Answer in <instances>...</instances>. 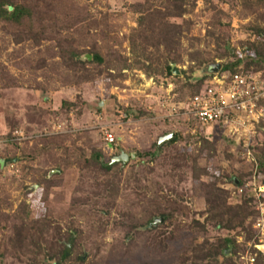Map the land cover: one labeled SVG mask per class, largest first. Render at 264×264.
I'll list each match as a JSON object with an SVG mask.
<instances>
[{"label":"rangeland","instance_id":"rangeland-1","mask_svg":"<svg viewBox=\"0 0 264 264\" xmlns=\"http://www.w3.org/2000/svg\"><path fill=\"white\" fill-rule=\"evenodd\" d=\"M144 1L55 0L58 4H66L68 9L70 5L73 8L77 6L79 12L68 10L71 16L76 15L80 18L94 15L97 20L106 24L105 38L102 39L100 33L84 41L85 46L88 47L99 38V42L113 46L124 56L129 55L130 30L136 27L138 11L145 5ZM240 1L196 0L193 12L185 15L192 23L190 32L182 39L184 49L182 58L185 62L175 66L179 73L181 68L187 67L185 48L190 50L191 43L199 46L206 44L214 48L211 39L206 35L214 20H220V32L226 34L231 47H236L238 51L239 41L253 38V35L244 28L248 19L240 16ZM260 10H264V7ZM176 20L180 21L179 18ZM9 39L8 44L3 45L6 48L0 52V190H3L0 193L8 200H15L13 209H16L24 197L23 188L18 180L22 178V174L25 175L22 170L27 169L24 184L34 187V191L27 194L30 218L43 215L47 207L48 210L55 207L54 213L57 216L69 219L70 211L66 204L52 206L49 203L48 206L40 200L41 186L31 183L33 180L31 176L43 175L44 171L48 170L50 177L58 172V175L51 179L55 181V185L59 183L60 185L53 186L52 189L62 190L68 195L74 188L80 187V180L89 181L91 175L83 169L80 153L88 156L91 147L102 150L103 160L107 164L119 151L135 153L123 169L118 171L115 166L112 172L117 171L114 176H119L121 180L120 192L113 199L118 205H123L126 201L127 206L130 202H136L133 193L129 192L131 189L122 190L124 183L134 178H143L141 184L147 183L150 186V193L160 187L163 189L162 193L167 194L164 189L166 186L177 187L181 197L185 198L186 204L190 203L194 213L204 208L201 187L203 181H215L218 187L224 186L232 195L237 187L224 178L225 174L235 175L251 171L253 175L246 177L243 185L248 186L243 190L253 191L255 185L252 182L260 184L264 189V174L258 177L253 173L258 165L259 148L264 144V127L260 123L252 135L253 139L247 141V145L242 139L241 141L240 138L235 139L230 135L228 127L220 124L199 125L187 113V103L193 95L185 90H175L174 82L166 74L148 77L140 69L127 68L121 70L124 77L119 83L112 81L111 84L103 76L92 81L75 83L74 77L60 76L55 73L54 68H50L51 65L44 63L42 58L58 60L53 41L47 40L37 45L29 40L16 44ZM85 57V54H82L81 58ZM228 73L230 72H223L226 75ZM256 73L264 79L263 73ZM212 79L213 76L207 79L202 88L209 85ZM64 101L73 105H63ZM108 132L114 137L112 142L114 145L108 144L105 139ZM170 132L181 134V139L173 145L178 152L187 150L188 153H199V165L205 168L206 172L201 178L196 179L190 173H186L182 174L184 179L179 182L174 180L175 177L173 179L162 176L165 169L160 165L161 157L149 161L151 157L149 152L154 151L158 137ZM240 132L237 134H241ZM197 133L200 134L196 135ZM193 135L211 140L215 144V149L210 150L206 146H201L202 143L201 145L196 143ZM199 147L203 148L199 150ZM247 148L250 152L246 151ZM172 153L175 152L171 151ZM12 157L13 160H10ZM147 161L149 163H145ZM58 165L61 170L56 167ZM150 169L152 171H149ZM51 170L55 171L49 174ZM219 178L226 180L225 183H219ZM252 179L255 181L250 184L249 180ZM156 181L159 183L155 184ZM129 185L132 186L134 183L131 182ZM137 191L140 193L144 190L141 188ZM170 196L172 198V195ZM256 201L252 202L255 217L258 215ZM259 201L264 204V196ZM111 209L107 220H104V233L102 235L98 233L95 238L96 245L85 249L89 259L99 264H143L146 261L156 264H178V258L187 251L191 241H201L205 237L212 240L220 234L218 229L209 227L202 232L199 227H188L184 221L176 220L175 225L161 226L165 229L163 242L167 243V247L164 251H157L152 245L154 233L146 229L147 213L134 204L131 208L134 217L132 219L138 221L139 226L136 228L132 226L127 230L122 228L118 221H114L117 214L120 216L125 212L124 207L120 211L115 207ZM191 214L194 216L192 212ZM71 217L74 219V215ZM122 218L126 221L124 217ZM188 223L193 222L189 220ZM2 224L1 221L0 228ZM170 235L171 239H166ZM253 239L247 243V249L242 256L250 252L252 247L250 243Z\"/></svg>","mask_w":264,"mask_h":264},{"label":"trees","instance_id":"trees-1","mask_svg":"<svg viewBox=\"0 0 264 264\" xmlns=\"http://www.w3.org/2000/svg\"><path fill=\"white\" fill-rule=\"evenodd\" d=\"M144 2L145 5L138 11L136 27L130 30L129 55L124 56L113 46L99 42V38L88 47L85 46L84 41L100 33L102 39L105 38L104 29L107 26L94 15L80 18L71 16L68 10L79 12L77 6L73 8L70 5L68 9L66 4H58L55 0H0V52L6 48L3 45L8 44V38L16 44L26 40L37 45L47 40L53 41L58 60L42 58L44 63L51 65L50 68H54L55 73L60 76L74 77L75 83L92 81L100 76L111 84L112 81L119 83L124 77L122 69L137 68L148 77L166 74L174 82L175 90H185L190 95L198 93L207 79L221 72L264 74V10H260L264 7V0L240 1V16L248 19L244 28L253 38L239 41V51L236 47H231L226 34L220 32V20H214L206 34L214 48L206 44L199 46L191 43L190 50L185 48L187 67L181 68L179 74H174L171 64L177 66L185 62L182 58V39L190 32L192 23L185 15L193 12L196 0ZM178 18L179 22L176 20ZM92 31L94 32L90 33ZM82 54L86 56L84 59L81 58ZM207 67L212 68L207 70ZM63 105L72 106L73 103L64 101ZM259 123L264 127V118H261ZM198 134L200 133L196 135ZM196 135H193L196 143H202L201 146L210 150L215 149L214 142ZM179 139L181 134L176 133L173 139L165 140L159 147L156 146L153 152H149V161L161 157L160 165L165 169L162 176L173 179L175 177L174 180L179 182L184 179L183 175L186 173H190L193 178H201L206 172L205 168L199 165V153H188L187 150L178 152L173 145ZM202 148L199 147V150ZM171 151L175 153L171 154ZM80 155L83 169L90 172L91 176L89 181L80 180V187L74 188L68 195L62 190L52 189L53 186L60 185H55V181L51 179L57 176L58 172L50 177L48 170L44 171L43 175L31 176V183L41 186L40 200L48 206L49 203L52 206L66 204L74 219L69 214L67 220L61 215L57 216L54 213L55 207L49 208L52 210L47 207L43 215L30 218L27 194L33 192L34 187L24 184L27 169L22 170L25 175L22 174V178L18 180L24 197L16 209L12 208L15 200H8L0 193V224L3 222L0 228V264H99L89 259L85 249L96 245L95 238L99 232L100 235L104 233V220H107L113 207L118 211L122 207L125 209L121 217L117 214L114 220L118 221L122 228L130 230L132 226H139L138 221L132 219L134 217L131 208L134 204L148 214L146 229L154 233L152 245L157 251H164L167 247V243L163 242L165 229L161 226L175 225L176 220L184 221L188 227H199L202 232L209 227L218 229L220 234L212 240L205 237L201 241H191L187 251L178 258V264H243L241 256L247 249V243L255 237L252 225L256 217L252 202L254 203L256 197L254 191L238 192V187L252 174L251 171L235 175L225 174L224 178L237 187L232 195L229 189L218 187L215 181H203L201 187L204 208L194 213L190 203H185V198L181 197L177 187L166 186L164 189L167 194L162 193L163 189L160 187L150 193V186L147 183L141 184L143 178L127 180L122 186V190L131 189L129 192L133 193L136 202H130L128 206L127 201L118 205L113 199L120 192L121 180L119 176H114L117 171L112 172L115 166L119 171L125 165L116 162L119 166L116 163L109 166L104 162L100 148L91 147L88 156L85 157L84 153ZM10 160H13V157ZM257 160L258 165L253 173L260 177L264 174V144L259 148ZM56 167L61 170L60 165ZM178 171L181 173L176 174ZM226 180L220 179L219 183L223 184ZM131 182L134 185L130 186ZM141 188L144 191L139 193L137 189ZM154 218L162 221L149 225ZM189 220L193 223H188ZM71 239L73 243L68 251L67 243ZM166 239H171V235ZM250 252L255 255L253 264H264V250H257L252 246ZM143 264L156 263L146 261Z\"/></svg>","mask_w":264,"mask_h":264},{"label":"built area","instance_id":"built-area-1","mask_svg":"<svg viewBox=\"0 0 264 264\" xmlns=\"http://www.w3.org/2000/svg\"><path fill=\"white\" fill-rule=\"evenodd\" d=\"M187 113L199 125L220 124L228 127L230 135L235 139L249 142L255 133L256 124L263 118L264 114V79L259 74L253 72H236L228 75L220 73L214 75L209 81V85L194 94L187 103ZM241 130V132L239 131ZM241 134H237V133ZM108 144L114 141L111 133L105 134ZM241 140V141H242ZM248 152L250 149L247 148ZM252 181L249 180L251 184ZM255 185L256 210L258 215L252 225L255 232V241L251 242L257 250H264V204L259 201L263 195V187ZM238 187V192H242L244 187ZM259 191L257 192V190ZM261 206V207H260ZM243 264H253L255 255L246 252L241 256Z\"/></svg>","mask_w":264,"mask_h":264},{"label":"water","instance_id":"water-1","mask_svg":"<svg viewBox=\"0 0 264 264\" xmlns=\"http://www.w3.org/2000/svg\"><path fill=\"white\" fill-rule=\"evenodd\" d=\"M211 68L212 67H207V70H210ZM171 69L172 70L174 69V74H179V70L177 68H175V64L174 63L171 64ZM173 137H174V133H172V132H170L168 134H165V135H162V136H159L158 137V140H157L156 146L159 147L160 144L163 141H165V140H171V139H173ZM134 156H135V153H126L124 151H120V153L118 155L113 156L111 158V161H110V163H108V165H111V164H113L116 161L117 162H122V164L125 165L130 160V158H132ZM54 171L55 170H51L49 172V174H51V172H54ZM158 221L161 222L162 219L160 220L159 218H154V220L149 225L155 224ZM71 243H72V240H70L69 244H67L68 251H70Z\"/></svg>","mask_w":264,"mask_h":264},{"label":"flooded vegetation","instance_id":"flooded-vegetation-1","mask_svg":"<svg viewBox=\"0 0 264 264\" xmlns=\"http://www.w3.org/2000/svg\"><path fill=\"white\" fill-rule=\"evenodd\" d=\"M119 153H120V151H119ZM119 153H118V154H119ZM118 154H117V155H118ZM114 156H116V155H114Z\"/></svg>","mask_w":264,"mask_h":264},{"label":"crops","instance_id":"crops-1","mask_svg":"<svg viewBox=\"0 0 264 264\" xmlns=\"http://www.w3.org/2000/svg\"><path fill=\"white\" fill-rule=\"evenodd\" d=\"M127 153V152H126Z\"/></svg>","mask_w":264,"mask_h":264}]
</instances>
